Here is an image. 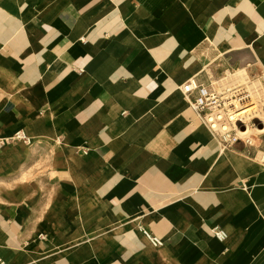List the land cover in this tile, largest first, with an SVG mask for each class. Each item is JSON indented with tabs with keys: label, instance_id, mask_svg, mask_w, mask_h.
Returning a JSON list of instances; mask_svg holds the SVG:
<instances>
[{
	"label": "crops",
	"instance_id": "crops-1",
	"mask_svg": "<svg viewBox=\"0 0 264 264\" xmlns=\"http://www.w3.org/2000/svg\"><path fill=\"white\" fill-rule=\"evenodd\" d=\"M234 71L264 0H0V258L264 264V131L223 150L180 91Z\"/></svg>",
	"mask_w": 264,
	"mask_h": 264
},
{
	"label": "built area",
	"instance_id": "built-area-1",
	"mask_svg": "<svg viewBox=\"0 0 264 264\" xmlns=\"http://www.w3.org/2000/svg\"><path fill=\"white\" fill-rule=\"evenodd\" d=\"M230 77L226 75L220 82L210 84H201L192 78L180 86V91L222 148H231L238 143L250 147L262 129L257 116L261 108L264 113V72L255 80L247 78L240 83L232 82ZM249 129L257 133L248 134ZM3 141L0 138L1 144ZM6 141L32 143L23 130L15 132ZM140 231L152 247L164 245L161 238L147 229L140 228ZM212 231L218 241L226 240L227 233L223 229L216 227ZM39 238L44 240L45 235ZM0 264L8 263L0 258Z\"/></svg>",
	"mask_w": 264,
	"mask_h": 264
},
{
	"label": "bare ground",
	"instance_id": "bare-ground-1",
	"mask_svg": "<svg viewBox=\"0 0 264 264\" xmlns=\"http://www.w3.org/2000/svg\"><path fill=\"white\" fill-rule=\"evenodd\" d=\"M234 73H236V71H234V72H230V73H227V75H231V76H232V75H234V76L237 75V76H240L239 78L242 79L243 81H245V80L247 79V78H246V75H247V74L245 75L244 72H237L236 74H234ZM242 80H241V82H243ZM239 83H240V82H239ZM255 109H256V108H255ZM257 117H258V120H259L258 122H260L261 125H262V124L264 123V113H263L262 108L260 109V113L258 114ZM262 131H264V130L261 129V132H262ZM255 133H257V132L254 131V130H251V129L248 130V134H255ZM30 139H31V142H32V138H31V137H30ZM17 142H18V141H17ZM21 143H23V142H21ZM23 144H24V143H23ZM31 144H32V143H31ZM31 144H30V145H31ZM24 145H26V144H24ZM30 145H27V146H30ZM222 149L224 150V148H222ZM260 161L264 163V155H262V156L260 157Z\"/></svg>",
	"mask_w": 264,
	"mask_h": 264
},
{
	"label": "rangeland",
	"instance_id": "rangeland-1",
	"mask_svg": "<svg viewBox=\"0 0 264 264\" xmlns=\"http://www.w3.org/2000/svg\"><path fill=\"white\" fill-rule=\"evenodd\" d=\"M237 73V72H236ZM236 73H234V74H236ZM240 80H242V79H240ZM243 81V80H242ZM16 143V142H15ZM23 262H26V259H25V257L23 258ZM48 262L46 261V260H42V261H40L38 264H47Z\"/></svg>",
	"mask_w": 264,
	"mask_h": 264
}]
</instances>
